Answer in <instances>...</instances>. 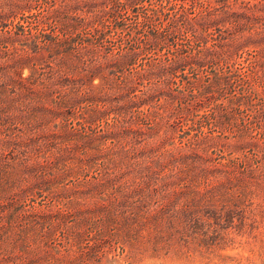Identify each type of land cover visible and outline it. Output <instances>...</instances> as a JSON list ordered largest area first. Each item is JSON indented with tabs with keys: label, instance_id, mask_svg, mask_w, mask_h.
<instances>
[{
	"label": "rangeland",
	"instance_id": "1",
	"mask_svg": "<svg viewBox=\"0 0 264 264\" xmlns=\"http://www.w3.org/2000/svg\"><path fill=\"white\" fill-rule=\"evenodd\" d=\"M5 1L14 0L0 4ZM30 2L32 10L0 17V34L10 31L15 36L0 41V75L29 77L35 69L41 81L52 75L49 65L54 63L39 47L46 44L45 32L62 34L55 24L62 1ZM258 2L260 10H251ZM224 5L230 9L224 11ZM210 9L216 10L214 19L220 27L211 29L214 37L208 38V46L219 35L238 38L249 34H240L241 27H253L260 32V47L243 48L229 64L210 62L205 68L189 69L180 88L191 94L189 79L205 80L213 71L225 70L232 75L233 86L209 96V101L228 104L232 97L249 95L252 110L243 97L241 105L228 107L230 120L225 122H190L179 116L162 122H117L113 112L86 120L95 106L90 102L73 110H36L37 120L0 129V138L53 144L31 159L19 157L12 146L0 147V199L13 201L19 214L12 231L0 238V264H264V80L260 76L246 83L256 53L260 72L264 70V0L221 1ZM234 12L238 16L231 17ZM127 13L132 20L106 33L100 53L109 58L131 48L141 53L124 71L112 67L104 74L135 72V67L164 55L160 48L130 40L135 21L143 16L141 10ZM155 28L160 27L144 30L152 33ZM84 74L94 76L92 84L102 83L100 69ZM179 85L172 83L171 88ZM197 108L199 113L208 109L199 104ZM128 127L136 134L121 137ZM202 138L209 140L210 149L201 153L204 159L196 163L193 181L172 173L174 167L162 152H178L183 142ZM136 149L149 150L152 171L130 173L113 166L112 161L122 156L120 150L132 154ZM52 159L53 165H42ZM161 161L165 169L158 166Z\"/></svg>",
	"mask_w": 264,
	"mask_h": 264
},
{
	"label": "trees",
	"instance_id": "2",
	"mask_svg": "<svg viewBox=\"0 0 264 264\" xmlns=\"http://www.w3.org/2000/svg\"><path fill=\"white\" fill-rule=\"evenodd\" d=\"M61 1L62 4L57 9L58 16H55V24L58 23L63 29L62 34H54L55 30L51 34L45 32L43 37L46 44L39 47V50L47 54V57L51 58L50 61L54 63L49 65L53 69L52 75L41 81L35 69L29 77H23L18 73L8 76L0 75L1 130H10L12 124L16 122L37 120L39 116L36 110L52 108L73 110L90 102L95 106L92 107V115L85 117L86 120L102 118L113 112L117 122H162L170 121L175 116L183 117L190 122L203 119L225 122L227 119L230 120L227 115L228 107L232 108L236 102L240 103L243 97L247 100L245 105L252 110L249 95L232 97L228 104L218 100L214 103L209 101L212 98L209 96L223 93L228 90L227 87L233 86L234 83L231 81L233 77L226 75L225 70H215L213 76L209 75L205 80L201 76H196L192 82L189 79V84L192 86L191 94H186L180 88L183 85V78H188L189 69L205 68L210 62L229 64L236 59L243 48L260 47V32L253 27H241L240 34L245 32L249 34L239 35L238 38L231 39L219 35L217 39H214L215 44L208 46V38L214 37L211 29L220 27L214 19L216 10L210 8L215 2L223 1L226 4L229 0ZM224 6L223 10L226 11L230 5ZM196 7L199 10L196 13L192 12L195 14L191 15L188 11ZM130 9L136 13L141 10L143 16L135 21V28L129 33L130 40H137L145 47L160 48L159 51H164V55L156 61L140 65L139 69L135 67V72L131 70L128 74L122 73L118 77L112 73L104 74L106 69L111 70L112 67L124 71L128 66L136 63L141 53L140 50L133 48L115 58H109L106 54L100 53L101 40L106 33L112 28L119 29L121 25L126 24L127 20H132L127 13ZM256 9L260 10V2L251 6V10ZM19 10H32L30 0H14L9 3L5 1V4H0V17L8 18ZM232 16L238 15L234 12ZM153 26L160 28H155L152 33L144 30L146 27L153 28ZM14 28H17V25ZM8 33L10 31L0 34V41L15 38ZM256 55V60L251 61V65L247 68V72H251L249 76L252 75L246 82L249 84L252 83V79L260 80V76L264 80V70H261L263 74L260 75V54L256 53ZM98 61L103 62L98 63ZM223 68L225 67L220 69ZM99 69L103 71L102 83L92 84L94 76L84 72ZM234 76L238 75L234 74ZM172 83L180 84L176 91L171 88ZM198 104L208 109L199 113ZM253 115L254 119L259 120V115L256 113ZM130 133L136 134V131L128 127L121 132V137L127 138ZM208 141L202 138L183 142L180 151L167 153L165 151L164 154L162 152V156L166 155L167 164L169 162V166L173 165L172 173L184 174V179L191 182L193 174L199 169L196 163L204 159L201 153L210 149ZM160 142L163 144L166 140L163 139ZM52 145L49 141L37 143L35 138L22 139L9 138V136L0 138V147L4 146L3 150L12 146L11 149L17 151L19 157L22 155L28 159L35 154L42 155L46 147ZM148 152L147 149H136L131 154L129 150H120L121 158L119 161H112V164L128 168L130 173L141 174L145 170L152 171L153 165L148 162ZM54 162L52 159L42 165L51 166ZM158 166L165 169L166 163L161 161ZM42 171L48 172L44 168ZM164 180L167 181L166 178ZM13 205L15 206L13 201L4 202L0 199V238L12 231L10 227L19 216Z\"/></svg>",
	"mask_w": 264,
	"mask_h": 264
}]
</instances>
